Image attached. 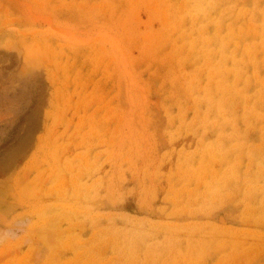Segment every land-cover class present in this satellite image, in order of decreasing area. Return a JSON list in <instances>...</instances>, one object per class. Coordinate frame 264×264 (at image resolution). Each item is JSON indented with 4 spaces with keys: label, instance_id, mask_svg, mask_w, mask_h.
I'll use <instances>...</instances> for the list:
<instances>
[{
    "label": "rangeland",
    "instance_id": "374dc122",
    "mask_svg": "<svg viewBox=\"0 0 264 264\" xmlns=\"http://www.w3.org/2000/svg\"><path fill=\"white\" fill-rule=\"evenodd\" d=\"M0 264H264V0H0Z\"/></svg>",
    "mask_w": 264,
    "mask_h": 264
}]
</instances>
